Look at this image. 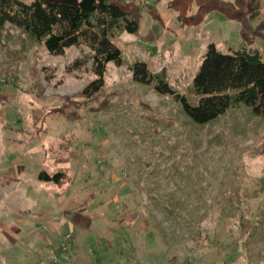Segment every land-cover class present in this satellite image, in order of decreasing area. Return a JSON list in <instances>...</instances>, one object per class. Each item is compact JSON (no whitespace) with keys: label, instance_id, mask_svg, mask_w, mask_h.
Masks as SVG:
<instances>
[{"label":"rangeland","instance_id":"rangeland-1","mask_svg":"<svg viewBox=\"0 0 264 264\" xmlns=\"http://www.w3.org/2000/svg\"><path fill=\"white\" fill-rule=\"evenodd\" d=\"M130 1L142 6L139 32L115 39L124 65H108L91 99V70L68 69L87 48L54 55L20 29L0 32V264H40L51 250L53 264H264L253 232L264 224V118L241 105L198 124L129 70L145 62L197 105L209 44L264 50V0H239L240 20L213 12L198 26L169 0ZM58 168L72 177L64 192L38 178ZM76 202L77 218L66 209Z\"/></svg>","mask_w":264,"mask_h":264},{"label":"trees","instance_id":"trees-1","mask_svg":"<svg viewBox=\"0 0 264 264\" xmlns=\"http://www.w3.org/2000/svg\"><path fill=\"white\" fill-rule=\"evenodd\" d=\"M238 6L239 0H169V8L178 13L179 22L188 26L200 25L213 12L240 20L244 15ZM141 11L142 6L129 0H33L29 4L0 0V32L7 26L20 29L54 55H64L72 47L87 48L88 52L77 57L68 69L91 70L95 79L82 91L83 97L91 99L105 87L108 65H124L123 52L115 39L123 33L139 32ZM263 30L264 23L259 33ZM129 70L135 82L174 96L198 124L214 121L241 105L264 118V50L254 43L230 48L228 53L213 43L207 46L193 79L192 92L199 97L195 106L169 85L164 72L153 74L143 61L135 62ZM68 147H62V151H68ZM69 173L67 168L52 173L42 170L38 178L64 192L72 181ZM253 228L254 234L259 232L264 239L263 221L254 223Z\"/></svg>","mask_w":264,"mask_h":264},{"label":"crops","instance_id":"crops-1","mask_svg":"<svg viewBox=\"0 0 264 264\" xmlns=\"http://www.w3.org/2000/svg\"><path fill=\"white\" fill-rule=\"evenodd\" d=\"M80 206H82V207H80ZM67 211H71V213L77 218L78 217V215H82V214H84L85 213V204H79V203H75V204H68V206H67ZM75 221L76 220H74V222H68V225H69V227H70V231H72V232H74L75 230H79V227H80V223L79 222H77V223H75ZM79 221H80V219H79ZM67 223V222H66ZM54 229L55 230H57L58 229V226L57 225H55L54 226ZM73 235H74V233H73ZM74 238H75V235H74ZM62 257V256H61Z\"/></svg>","mask_w":264,"mask_h":264},{"label":"built area","instance_id":"built-area-1","mask_svg":"<svg viewBox=\"0 0 264 264\" xmlns=\"http://www.w3.org/2000/svg\"><path fill=\"white\" fill-rule=\"evenodd\" d=\"M72 234L67 233L64 237V243L59 246V250L66 252L67 244L72 240ZM58 254L56 250H51L48 255L45 256L43 260H41L40 264H53V262L58 261Z\"/></svg>","mask_w":264,"mask_h":264}]
</instances>
